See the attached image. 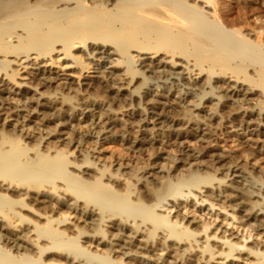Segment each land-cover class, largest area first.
<instances>
[{"label": "bare ground", "instance_id": "obj_1", "mask_svg": "<svg viewBox=\"0 0 264 264\" xmlns=\"http://www.w3.org/2000/svg\"><path fill=\"white\" fill-rule=\"evenodd\" d=\"M263 158L264 0H0V264H264Z\"/></svg>", "mask_w": 264, "mask_h": 264}, {"label": "rangeland", "instance_id": "obj_2", "mask_svg": "<svg viewBox=\"0 0 264 264\" xmlns=\"http://www.w3.org/2000/svg\"><path fill=\"white\" fill-rule=\"evenodd\" d=\"M35 87H37L38 90L40 92H43L44 94H46V93L50 94V92L58 90V87L57 88L55 87L54 89L51 87L50 88H47V87H41L40 88L39 86H36V85H35ZM73 87L74 86H72V89L70 91L71 92L73 91L72 93L74 95L79 94L78 96H83V95L89 94V95H92L94 97L104 96V95L108 96L109 95V98L112 97V98H110V100L113 101V107L114 108H116V107L119 108V106H122L125 104L122 100L120 101V100H117V98L115 99V97H113V95H111V92H109L106 88H102V89L97 88V87H95V88L89 87L88 88L87 86H83V88L81 90H78L76 87H75L76 88V90H75V88H73ZM123 91H125V90H123ZM154 97H152V98H153V101L155 100L154 102L156 104L152 103L153 106L156 108V110L159 109L158 111H161L162 114H164V116L165 115H167V116H171V115L174 116L175 115V116H178L181 118L184 117V110L185 109H184V107L181 106V104L179 105L178 103L177 104L176 103H174V104H166L165 103L166 105L165 104L160 105L158 103V100L160 102H164L165 99H162L158 96H154ZM150 98H151V96H150ZM137 103H138V100L136 101V104ZM146 103H144L143 106L150 107V105H148V103L147 104ZM122 109H124V108H122ZM122 109H119L118 112L113 113L114 115L112 114V117H114L113 119H115L114 122L116 121L114 123V125L116 126V127L114 126L115 128L119 127L118 118L120 117V115L118 113L120 111L123 112ZM163 112H165V113H163ZM116 117H118V118L116 119ZM211 129L214 130L215 128H211ZM214 131L215 132L217 131L216 132L217 136H214L212 138L205 139V140H200V141H198L196 139H191V142L187 143L186 146L188 145V148L200 149L202 151L211 150L214 147H216L218 149L223 148V149H225V151H224L225 154L226 153L227 154L234 153L235 155H237L238 159L242 160L243 162H246V161L247 162L248 161L249 162L250 161L255 162V160L252 157L255 156V154H257L256 150H255V148L257 146L254 143H249L251 145H248V143L245 142V139H243L241 137L239 138L238 136L230 135L225 131V129H223V130L221 129L220 131H218V129H215ZM169 146L170 145H164L163 146L160 143L156 142V144L154 145L155 149L154 150L151 149L149 151H144V154L142 156L144 157L145 160H149L148 159L149 158L148 152H150V153L155 152V151L158 152V150H159V152H162V155L167 156V157L175 156V155L180 156L179 153L176 151V147H173V146L169 147ZM156 148L157 149L159 148V149L157 150ZM160 149L161 150L164 149V150L160 151ZM99 150H102V152H104L102 156H105V161H107V162H110V160H111L110 158H111V156H113V154H114V156L115 155L116 156H119V155L122 156L124 154L127 155V153H128V152L125 153L126 151L122 150L121 146L119 144H115V143H104V144H102V146ZM146 152L148 154H146ZM135 155H137V154H135ZM163 161L166 162L165 160H163ZM207 162L208 163H206V164H208L209 166L212 165L210 161H207ZM256 167L259 170V174L264 175V158L256 163ZM246 263L248 264L249 261L248 260H240V262H237V263H235V261H232V263H228V264H246Z\"/></svg>", "mask_w": 264, "mask_h": 264}]
</instances>
